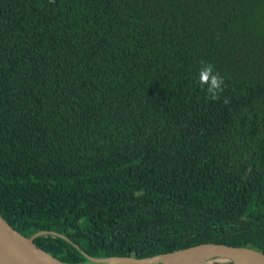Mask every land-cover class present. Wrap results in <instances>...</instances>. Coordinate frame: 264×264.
Wrapping results in <instances>:
<instances>
[{
  "label": "trees",
  "instance_id": "trees-1",
  "mask_svg": "<svg viewBox=\"0 0 264 264\" xmlns=\"http://www.w3.org/2000/svg\"><path fill=\"white\" fill-rule=\"evenodd\" d=\"M0 212L65 263L264 253V0H0Z\"/></svg>",
  "mask_w": 264,
  "mask_h": 264
},
{
  "label": "water",
  "instance_id": "water-1",
  "mask_svg": "<svg viewBox=\"0 0 264 264\" xmlns=\"http://www.w3.org/2000/svg\"><path fill=\"white\" fill-rule=\"evenodd\" d=\"M53 235L66 239L52 231H40L31 237L15 230L0 212V264H72L65 263L35 243V239ZM74 246L82 251L76 244ZM94 264H264V253L252 247H235L225 244L203 243L169 253L146 258L108 257L94 258L82 252Z\"/></svg>",
  "mask_w": 264,
  "mask_h": 264
},
{
  "label": "clouds",
  "instance_id": "clouds-1",
  "mask_svg": "<svg viewBox=\"0 0 264 264\" xmlns=\"http://www.w3.org/2000/svg\"><path fill=\"white\" fill-rule=\"evenodd\" d=\"M199 83L213 100L220 99L224 91V78L214 71L212 64H202L198 73ZM228 101L225 100V103Z\"/></svg>",
  "mask_w": 264,
  "mask_h": 264
},
{
  "label": "rangeland",
  "instance_id": "rangeland-1",
  "mask_svg": "<svg viewBox=\"0 0 264 264\" xmlns=\"http://www.w3.org/2000/svg\"><path fill=\"white\" fill-rule=\"evenodd\" d=\"M90 264H94L93 262H90ZM214 264H217V263H214Z\"/></svg>",
  "mask_w": 264,
  "mask_h": 264
},
{
  "label": "bare ground",
  "instance_id": "bare-ground-1",
  "mask_svg": "<svg viewBox=\"0 0 264 264\" xmlns=\"http://www.w3.org/2000/svg\"><path fill=\"white\" fill-rule=\"evenodd\" d=\"M225 264H229L228 261H226Z\"/></svg>",
  "mask_w": 264,
  "mask_h": 264
}]
</instances>
